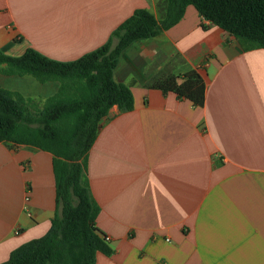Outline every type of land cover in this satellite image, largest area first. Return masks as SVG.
Masks as SVG:
<instances>
[{"label":"crops","instance_id":"1","mask_svg":"<svg viewBox=\"0 0 264 264\" xmlns=\"http://www.w3.org/2000/svg\"><path fill=\"white\" fill-rule=\"evenodd\" d=\"M164 3L0 0V51L75 61L138 9L161 19ZM4 67L0 88L36 100L59 90ZM165 70H197L204 106L150 88ZM114 78L131 88L134 107L111 108L87 158L96 227L113 250L95 264H264V48L244 51L188 6L176 25L128 47ZM56 197L51 153L0 142V264L49 231Z\"/></svg>","mask_w":264,"mask_h":264},{"label":"trees","instance_id":"2","mask_svg":"<svg viewBox=\"0 0 264 264\" xmlns=\"http://www.w3.org/2000/svg\"><path fill=\"white\" fill-rule=\"evenodd\" d=\"M188 6L234 36L244 51L264 48V0H165L161 19L138 9L105 45L75 61L52 60L33 48L17 57L0 51L3 74L60 83L44 103L0 88V142L51 153L57 195L49 231L15 249L1 264H95L98 254L113 253L96 227L100 208L86 176L88 154L111 108L134 107L131 88L114 78L120 56L133 43L176 25ZM149 87L173 92L197 107L205 104L207 86L197 70L184 75L161 71Z\"/></svg>","mask_w":264,"mask_h":264},{"label":"rangeland","instance_id":"3","mask_svg":"<svg viewBox=\"0 0 264 264\" xmlns=\"http://www.w3.org/2000/svg\"><path fill=\"white\" fill-rule=\"evenodd\" d=\"M159 14H163V7L160 8V13H159ZM17 76H18V75H17ZM36 81H37V80H36ZM18 93H19V92H18ZM20 94H21V93H20ZM21 95H22V94H21ZM22 96H23V95H22ZM24 97H25V96H24ZM25 98H30V97H25ZM30 99H34V98H30ZM46 99H47V98H46ZM46 99H44V100H41V99H40V101H41L42 103H44Z\"/></svg>","mask_w":264,"mask_h":264},{"label":"built area","instance_id":"4","mask_svg":"<svg viewBox=\"0 0 264 264\" xmlns=\"http://www.w3.org/2000/svg\"><path fill=\"white\" fill-rule=\"evenodd\" d=\"M104 239L107 243H109L111 241V238L109 236H104Z\"/></svg>","mask_w":264,"mask_h":264}]
</instances>
